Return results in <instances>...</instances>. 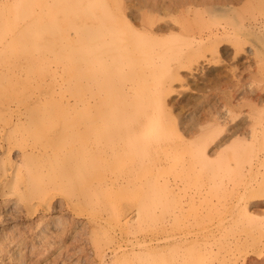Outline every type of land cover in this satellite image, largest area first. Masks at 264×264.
<instances>
[{
    "label": "rangeland",
    "instance_id": "374dc122",
    "mask_svg": "<svg viewBox=\"0 0 264 264\" xmlns=\"http://www.w3.org/2000/svg\"><path fill=\"white\" fill-rule=\"evenodd\" d=\"M152 1L168 2V5L171 0H130L128 2L134 6L138 5L137 7L141 6L142 11H146L147 5L152 4ZM193 1L190 0V2ZM124 2L125 0H0V40H2L0 41V56L3 57L0 59V264H188L191 260L194 262L191 264H201L216 260L214 252L206 251L204 244H199L198 241L196 244H188L176 251L165 243V238L169 236V229L164 230L161 224L168 221L169 218L173 222L172 215L175 212L180 213L181 206L184 205L186 206L183 209V218L189 219L195 225L194 228H190L191 230L186 229L185 231L188 230L187 232L190 234L196 233L193 236L201 241L212 240L213 248L217 251L216 247L220 245L239 237L241 240L244 238L247 241L246 243L244 239V241L242 240L243 243L245 242V246L238 244L234 247V252L246 250V252L238 254L240 264H243L245 256L249 260L255 259L256 264H264V197L258 200L250 198L255 178L258 177L261 180L263 178L257 174L256 168H250L251 158L255 157L257 149L255 151L253 149L252 152L247 151L246 145L247 131L251 123L254 122L251 116L258 118V116L264 115V96L263 99L256 100L252 95V97L238 101H234V98L230 96V94L235 95L237 90L248 87L251 70L254 71L257 78L260 77L258 79L263 80L262 78H264L263 65L259 67L256 63L253 67L249 66L246 51L243 49L245 48L246 35L244 36V30L241 29L247 21L249 22V18L264 16V0H195L196 3H229L237 11L235 16L232 12L228 15L225 12L219 15L216 13L218 17L213 14L216 18L208 13L205 16L207 23L214 29L223 28L226 25H229L230 30L234 29L231 40L238 37L240 42L237 44L240 45L238 46L240 49H236L235 41L222 42L221 48H225L224 52L220 50L215 53L214 59L210 62L205 61V58L202 59L201 69L203 71L197 69L196 66L188 74L189 80L174 83L177 92L174 97L180 106L178 103L173 106L172 119L177 124L181 119L178 113L183 114V118L194 113V118L189 117L188 123L189 120H192L189 124L192 123L195 124L194 126L215 131L213 133L215 139L205 148L206 158L204 160L200 158L203 147L192 146L188 150H182L181 154L173 160L165 164L163 162L162 166L155 163L144 164L143 169L136 174L141 178L140 183L135 185L136 188H131L132 192H126L127 195L138 199L137 205H133V210H131L133 212L130 213L129 210H126V212L117 213L110 218L108 224H104L103 213H106L111 205V196L117 191L125 190L120 181L112 182L95 192L91 187L98 178L93 174L86 173L87 175L84 174V176L81 173L77 175V172L64 174L61 169V166L64 165L61 161L66 162L77 154H73L74 152L70 150L63 151L61 148L59 150L58 146L52 144H49L45 153L40 151L41 145L46 144L47 138L53 136L57 130L51 120L54 117L67 116L61 104L66 103L70 95L80 93L78 90H85L87 86H92L85 70L73 69L71 70L72 74L63 73V71L67 72V68L62 66L64 63L80 59L83 55L81 50L76 51L70 47L72 51H68L69 31H77L80 27V22H72L73 10L83 13L87 6L103 3L109 4L113 12L116 13L118 6L123 5ZM183 9L182 6L178 11ZM33 14L37 15L34 17ZM230 16L235 19L231 20ZM231 21L236 22L237 27L234 26L236 25L234 22L230 24ZM21 23L23 27H21ZM116 23L118 24L117 21ZM238 32L243 35L241 36ZM163 34L162 39H166L163 42L174 43L173 35L177 34L176 31ZM45 38H50L54 42L50 41L52 44L48 43L47 46ZM40 43L42 45H39ZM51 46H53L52 49L49 48ZM212 46L216 47L215 44ZM183 47L187 48V46ZM212 48L208 49V55ZM79 54L81 56H78ZM19 63L24 67L18 74L16 71ZM128 71H131V76L135 81L133 92L140 96L152 91L155 80L161 78L159 74L158 78H150L146 81V79H137L139 70L131 67ZM144 87H146L145 90ZM262 93L264 95V90ZM227 100L233 102L229 104L232 113L228 116L224 115V117L215 114L216 111L225 112L227 110ZM81 110L84 109L81 108ZM10 120L17 122V125L10 128L7 125ZM177 125L179 127V124ZM166 131L168 130L165 127L164 132ZM218 143L221 146L217 154H212L211 149L213 146L215 148ZM258 145L260 143L255 146L258 147ZM168 147V143H165V146L137 153L134 156H137L136 159L130 162L119 161L116 167L102 162L100 172L107 182L110 179H119V175L122 177L137 166L136 162H139L137 160H147L150 156L163 154ZM62 154L63 156H61ZM65 154L66 157H64ZM86 159L93 161L92 156ZM32 160L34 162H31ZM114 161L115 159L112 162ZM184 161L192 166L184 172L185 179L179 182L180 191L174 186V194L171 195L170 183L166 182L165 178L176 174ZM13 164L12 178L18 176L17 182L21 190L19 189V195L9 198L8 184H6L8 182L7 178L3 176V170L6 166ZM56 165L60 166L56 168ZM95 170L96 168L94 172ZM260 170L263 171L264 168L260 167ZM29 172L32 176L39 175V178L37 177L33 181L35 186L31 184V186L25 187L22 180ZM152 173L158 174L157 177L159 176L160 180L153 179ZM40 178L42 179L40 180ZM32 187L34 190L31 191ZM139 188H141V192ZM6 192L7 194H5ZM192 196L196 197L195 203L189 201V197ZM199 198H201L200 201ZM247 201L261 202L260 205L258 204L259 206H253V208L248 205L246 210L244 207ZM144 211H146L145 214ZM141 214L142 216L139 217ZM204 215H206L205 219L208 217L206 222L202 220ZM225 221H228L230 226L221 231L220 223ZM128 222L132 223V231L123 234ZM203 223L204 225H202ZM216 230L223 233L219 234ZM177 233L178 229L175 226L170 235ZM157 236L161 237V244L155 250L153 247L155 242H152V239ZM120 247L121 249H119ZM130 250L132 251L130 252ZM184 255L185 257H182ZM104 256L105 259H103ZM171 256L172 258H170Z\"/></svg>",
    "mask_w": 264,
    "mask_h": 264
},
{
    "label": "bare ground",
    "instance_id": "6f19581e",
    "mask_svg": "<svg viewBox=\"0 0 264 264\" xmlns=\"http://www.w3.org/2000/svg\"><path fill=\"white\" fill-rule=\"evenodd\" d=\"M128 1L130 2V0H125L123 5L118 6L119 8L116 11V13L113 12L112 7L109 4H103V3L89 5L87 6L86 9H84L83 13H79L73 10L74 14H72V22L74 21L80 22V27L77 31H73V32L71 30L69 31L70 36L67 37L69 39L68 40L69 42L66 40L68 43H70V45L68 46V51L69 50L72 51V49L70 48H73L76 51L81 50L83 52V55L80 59L70 61L69 63H64L62 66L64 68H67L66 69L67 72L63 71V73L72 74L73 71L71 70L73 69L85 70L89 76L88 81L92 83V86L90 85L89 87L87 86L85 90L84 89L78 90L80 91V93L70 95L66 103L61 104L62 108L65 110L64 113L67 116L66 117H54L52 120L50 119L51 123L56 125L57 130L53 136H51L50 138H47V143L46 144L43 143L40 148V151L42 152L44 151L43 153H45L47 151L49 144L50 145L52 144V145L58 146L59 150L61 148L63 151L70 150L74 152L73 154H77L66 162L60 160L61 162L64 163V165L61 166L62 167L61 169L64 174H68L70 172H74V173L77 172V175L78 173H81L83 174V176L84 174L85 175L93 174V176L98 178L97 181L92 183V187H91V189L95 190V192L100 191L101 189L108 186L112 182L120 181V183L124 186L125 190L123 191L116 190L117 192L113 196H111L112 198L111 205L108 207L107 212L103 213L104 224H108L110 222V218H112L117 213L126 212V210H129L130 213L133 212L131 210H133V205H137L138 199L131 197L130 195H127L126 192H129V191L132 192L131 188H136L135 185L137 183H140L139 181H141V178L137 176L136 174L139 173V170L143 169L144 164L155 163V164H160L162 166L166 162H169L173 160L174 158H176L177 155L181 154L180 152L182 150L184 149L188 150L192 146L195 148L197 146L200 148L203 147V152L200 149V151L202 152V156L200 158L201 160H204V158H206L205 148H207L208 145L214 141L215 137L213 136V133H215V131L212 132V131H209L207 128L200 127V126H194L195 124H192V123L189 124L190 121L192 120H189V123L187 120L192 117L194 118V113H190L186 118H183V114L178 113V115H180L181 117L180 121L177 122V124H179V127H178L176 122L172 119V115L174 114L173 106H175L178 103V101L174 97V94L177 93L176 89L174 88L175 87L174 85L176 84L175 82L189 80L188 74L191 73V71L196 66L198 67L197 69H201V61L203 58H205L204 59L205 61L210 62L211 60L214 59L215 53H217L220 50L224 52L225 48L224 49L221 48L222 42L235 41L236 49L237 50L240 49V47H238L240 45L237 44L240 42V39L236 37L234 40H231L232 31L234 29L230 30L229 25H226L223 28L214 29L212 25L207 23L206 16H205V14L208 13V15L215 14L218 17L219 14H222L224 12L226 15L232 12L234 13L233 15L235 16L237 12L236 8L234 6H231L229 3H217V2H201V3L197 2L196 3L195 0L193 2H190V0L189 1L188 0H171L170 3L167 5L168 2L161 3L157 1H152V4L147 5L146 11H142L143 8L141 6L137 7L138 5L137 6L135 5L137 7L136 8L134 5H131ZM182 6L184 7V9L178 11L179 8ZM22 7H24V5H22ZM7 13L5 14L7 15ZM216 16H214L213 18H216ZM231 16L229 18H231V20H234L235 18L233 19L232 18L233 16L232 17ZM33 19H36V18H33ZM116 21L119 24V29H118V24L116 23ZM232 22L234 21H231L229 23L231 24ZM234 26L237 27V23ZM21 27H23V24ZM241 29L244 30V33H245L244 36L246 35L245 48L243 49L246 51V54H247L246 59L249 60L248 61L249 66L253 67L256 63L259 67H261V65L264 66V16H261L260 18H257V17L249 18V22L247 21V23H245L244 27ZM172 31L177 32V34L173 35L175 38L174 43L170 44L169 42L168 43L163 42L166 40V39H162L164 36L163 33L172 32ZM8 37L10 38V36ZM50 41H52L50 38H45V44L47 46H48V43H51ZM212 44H215L216 47L212 46ZM39 45H42V44L40 43ZM183 46H187V48ZM52 47L53 46L49 48L52 49ZM210 48H212L211 53L210 55H208L207 52L209 51L208 49ZM78 56H81V54H79ZM1 57L2 56H0V59ZM23 67L24 65L19 63L17 66L18 69L16 73L19 74L20 71L23 69ZM131 67L132 69L135 68L136 70H139V73L137 74V79H143V80L146 79V81H148V79L150 78L152 79L156 78L157 75L159 74L161 78L155 80V85L153 86L152 91L148 93L144 92L146 94L144 95L141 94L142 96H140L139 94L137 95L133 92V88H134L133 86L135 85L134 83L135 81L133 80L134 78L131 76V71L130 72L128 71L129 68ZM258 78L255 76L254 71L251 70V76L249 79L250 81L247 85L248 87L242 90H237L235 95L230 94L231 98H234V101L236 100L238 101V100L245 99L247 97H252L253 95L255 96L254 99L256 100L258 98L263 99L264 95H262L263 94L262 91L264 90V84H263L264 78H262L263 80H260ZM194 85L196 86V84ZM145 88L146 87H144V90ZM227 101H226L228 104L227 110H225V112L216 111L215 114L220 115L221 117H224V115L228 116L232 113V109L230 107L231 105L229 104H232L233 102L232 100H227ZM2 105H5V104H2ZM81 108L84 110L80 111ZM251 118L253 119L252 121L254 122L251 123V126H249L250 128L247 131V139H246V142H247L246 145L248 148L247 151L252 152L253 149L254 151L255 149L257 150H256L255 157L251 158L250 168L251 169L256 168L257 174L258 175L260 174V176L263 179L261 180L258 177L255 178V184L252 186L253 193H251L250 198H254L255 200H258L259 198L264 197V170L263 171L260 170V167L264 168V141H263L264 140V136H263L264 115L258 116V118L251 116ZM7 125L10 128H12L17 125V122L10 120L7 123ZM44 126L42 127L44 128ZM165 127L168 130L166 132H164ZM165 143H168L169 147L167 148L165 152H163V154L150 156L149 159L147 160H142V159L137 160L139 162H136L137 166H135L134 169H132L128 174L123 175L122 177L121 175H119L121 177V179L119 177L120 180L110 179L108 182L104 180L105 178L100 172V167H101L102 162L109 163L111 167L112 166L116 167V164L119 161L130 162L136 159L137 156L136 157L134 156L137 155V153L146 152L148 150L157 148L159 146H165ZM259 143L260 145L256 147L255 145ZM220 146L221 144L219 143L215 145V148L213 146V148L211 149L212 154H217ZM89 155L92 156L93 161H88V159H86L90 157ZM61 156H63V154ZM64 157H66V154L64 155ZM200 158H199V161H201ZM113 159H115L114 162H112ZM96 160L98 161L95 162ZM31 162H34V160H32ZM13 166L14 164L6 166L3 170V176L7 178V182H8L6 184H8L7 190H8L9 198H14L15 196L19 195V189L21 190L17 182L18 176H15L14 178H12ZM59 166L56 165V168ZM191 166H192L191 164L184 161L182 163V167L179 169V171L176 174H173V176L169 175V177L167 176V179L165 178L166 182L170 183V185L169 184L168 185L170 186L169 191L171 195L174 194V190H175L174 186H176V188L180 191L181 187H180L179 182L185 179L184 172ZM95 168L96 170L94 172ZM90 170H92V173H90ZM30 172H32V169H30ZM30 172L28 174L26 173L25 177L22 180V184L25 185V187L26 186L29 187L31 186V184L35 186V182L33 181L35 180V178L37 177L39 178V175L37 177L32 176ZM43 173L45 174V172ZM151 175L154 177L153 179H157V181L160 180L159 179L160 177L159 176L157 177L158 174L152 173ZM162 178L161 180H163ZM41 179L42 178H40V180ZM139 186L143 188L141 184H139ZM36 187L38 188V186ZM23 188L24 186L22 187V189ZM32 190H34V188L31 189V191ZM82 190H83V186H82ZM139 191L141 192V188H139ZM143 192L144 191L142 189V193ZM5 194H7V192ZM124 194H125V197H124ZM195 198H196L195 196L189 197V201L195 203L196 202ZM200 199L201 198H199L198 200L200 201ZM257 202L247 201L246 206L244 208L247 210L248 205L250 206V208H253V206H257L261 201L259 203ZM185 206L186 205H184L183 207L181 206L180 213L175 212L174 215H172L173 217H171V219L173 222H171L169 218L168 221H165L164 223L161 224L163 225L162 227L164 228V230L169 229V236H167L164 240L167 246L173 247L172 250L174 249L176 251V249H181L182 247L188 244H196V242L198 241L199 244H204L203 246L206 251H209L210 253L214 252L215 254L214 256L216 259L214 261H211L208 263H201V264H240L238 254L242 253L243 251L246 252V250L234 252V247L238 244L245 246L244 243L245 242L247 243V241L243 238L245 240V242L243 243L242 242L243 239L241 240L240 237L234 240L230 239L231 241H229L228 243L220 245L219 247H216L218 248V251H217L215 248H213L214 242L212 240L208 239V240L201 241L195 236H193V234L195 235L196 233L190 234V232H187L190 228H194L195 225L189 219L183 218L184 214L182 213H183V209L185 208ZM145 212L146 211H144V214ZM141 216L142 214L139 217ZM205 216L206 215L202 216L203 222H206L208 220V217L207 219H205ZM213 216H216V215H213ZM95 217H99V216H95ZM129 222L124 228L123 234H127L126 232L132 231V227H131L132 223H129ZM202 225H204V223ZM175 226L178 229V233L174 235H170L171 230ZM229 226L230 225L228 221H225L223 223H220L219 227L222 228L221 229L222 231L224 229H228ZM186 229L188 230L185 231ZM104 230L105 229H103V231ZM243 231L245 230L243 229ZM218 233L220 234L221 232H218ZM108 235L110 234L108 233ZM140 237H143V236H140ZM153 241L155 242L153 247L155 250H157L159 248V245L161 244L160 243L161 237L157 236L156 238L152 239V242ZM170 247H167V248L171 249ZM119 249H121V247ZM113 250L115 249L113 248ZM131 251L132 250H130V252ZM182 257H185V255ZM190 257H193V256H190ZM105 258L106 257L104 256L103 259ZM170 258H172V256ZM254 260H249L245 256L243 258V261L242 260L241 261L243 264H256ZM191 263H194V262L191 260L189 261L188 264H191Z\"/></svg>",
    "mask_w": 264,
    "mask_h": 264
}]
</instances>
